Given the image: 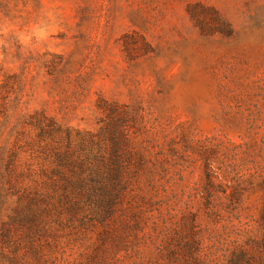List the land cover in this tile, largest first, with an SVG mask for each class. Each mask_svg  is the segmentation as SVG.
Segmentation results:
<instances>
[{
	"label": "rangeland",
	"instance_id": "374dc122",
	"mask_svg": "<svg viewBox=\"0 0 264 264\" xmlns=\"http://www.w3.org/2000/svg\"><path fill=\"white\" fill-rule=\"evenodd\" d=\"M0 264H264V0H0Z\"/></svg>",
	"mask_w": 264,
	"mask_h": 264
}]
</instances>
